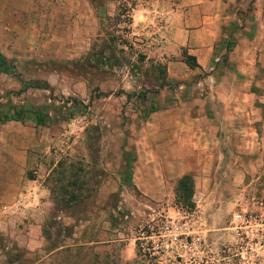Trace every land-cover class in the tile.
I'll return each mask as SVG.
<instances>
[{"label": "rangeland", "instance_id": "rangeland-1", "mask_svg": "<svg viewBox=\"0 0 264 264\" xmlns=\"http://www.w3.org/2000/svg\"><path fill=\"white\" fill-rule=\"evenodd\" d=\"M89 1L95 23L86 32L49 22L43 0H0V53L14 70L0 71V111L37 109L44 119L0 123V181L37 178L49 200L32 227L20 218L0 228V264H147L139 230L164 217L183 224L190 249L163 254L162 264H263L261 164L239 152L210 157L207 168L189 158L159 169L144 152L151 113L190 95L194 80L167 81L165 61L139 33L155 0ZM215 54L218 71L223 47ZM20 80L42 86L19 92ZM25 157L33 164L20 176ZM185 165L189 206L173 197ZM0 193L9 203V190ZM58 245L68 246L50 252Z\"/></svg>", "mask_w": 264, "mask_h": 264}, {"label": "crops", "instance_id": "crops-1", "mask_svg": "<svg viewBox=\"0 0 264 264\" xmlns=\"http://www.w3.org/2000/svg\"><path fill=\"white\" fill-rule=\"evenodd\" d=\"M43 1L48 21L65 24L63 29L88 32L95 23L89 0ZM151 11L148 20L140 23L139 33L149 37V46L165 61L166 80L194 79L190 95L151 113L149 149L144 152L153 157L152 167L167 169L166 159L188 164L189 158H196L207 168L210 157H238L244 152L251 158L248 164H261L264 172V0H155ZM218 46L225 55L221 68L214 71ZM182 50L195 58L196 67L189 68L181 58H165L181 56ZM182 88L178 84L177 89ZM32 162L25 157L20 176ZM188 170L190 166L181 174ZM40 183L37 178L22 185L0 181V191L9 190L11 195L9 203L0 205L1 230L20 218L28 227L44 219L49 200ZM130 249L126 258L132 256Z\"/></svg>", "mask_w": 264, "mask_h": 264}, {"label": "trees", "instance_id": "trees-1", "mask_svg": "<svg viewBox=\"0 0 264 264\" xmlns=\"http://www.w3.org/2000/svg\"><path fill=\"white\" fill-rule=\"evenodd\" d=\"M228 47L226 45V51ZM181 59L183 62L189 67L193 68L197 66L195 62V58L191 55L186 54L184 50L181 51ZM0 71L5 73H14L13 66L8 63L5 57L0 53ZM21 88L18 90L19 92L26 90L27 88L41 87L42 85L35 80L25 81L20 80ZM85 108V105H82ZM26 118H33L35 123L42 124L44 119L42 117V113L37 109H27L24 107H11L6 111H0V123L7 120H19L23 121ZM193 193V181L192 176L189 172L181 174L175 182V186L173 188V197L175 202L178 204L189 206L192 205L190 200ZM70 198L78 199V195L75 193L69 194Z\"/></svg>", "mask_w": 264, "mask_h": 264}, {"label": "built area", "instance_id": "built-area-1", "mask_svg": "<svg viewBox=\"0 0 264 264\" xmlns=\"http://www.w3.org/2000/svg\"><path fill=\"white\" fill-rule=\"evenodd\" d=\"M177 222L170 217H164L150 225V230L145 234L139 230L137 238L143 240L139 246L143 255L149 257L147 264H162L159 257L163 254L181 255L180 253H186L190 249V244L186 241L189 233L185 231L183 224L177 226Z\"/></svg>", "mask_w": 264, "mask_h": 264}]
</instances>
